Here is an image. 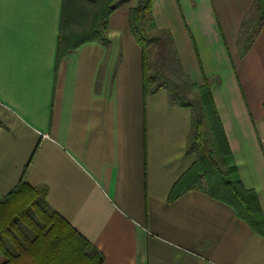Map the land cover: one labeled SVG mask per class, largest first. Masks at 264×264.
Masks as SVG:
<instances>
[{
    "label": "crops",
    "instance_id": "0c3cea01",
    "mask_svg": "<svg viewBox=\"0 0 264 264\" xmlns=\"http://www.w3.org/2000/svg\"><path fill=\"white\" fill-rule=\"evenodd\" d=\"M254 0H152L146 32H170L182 71L210 91L236 178L264 217V26L240 55ZM62 0H0V193L22 180L102 255V264H264V235L198 190L169 193L195 163L191 111L143 96L128 6L108 44L56 58ZM29 238V237H28ZM14 254V243L7 247ZM7 257L0 253V264Z\"/></svg>",
    "mask_w": 264,
    "mask_h": 264
},
{
    "label": "trees",
    "instance_id": "16d2710c",
    "mask_svg": "<svg viewBox=\"0 0 264 264\" xmlns=\"http://www.w3.org/2000/svg\"><path fill=\"white\" fill-rule=\"evenodd\" d=\"M127 5L130 32L142 51L143 96L165 90L170 105L191 111L188 146L195 163L173 185L168 201L188 190H198L230 205L257 233L264 235V217L253 191L246 190L230 165V155L220 118L211 95V81L195 86L182 71L172 36L165 29L146 32L144 22L152 18V0H62L56 58L87 42L108 44L105 36L110 14ZM264 26V0H254L241 22L237 39L240 55L250 48ZM43 186L23 180L0 201V253L4 264H102L103 255L59 214L49 210ZM36 214L37 221L30 216ZM34 232L28 238L20 227ZM4 238L14 243L12 254Z\"/></svg>",
    "mask_w": 264,
    "mask_h": 264
},
{
    "label": "rangeland",
    "instance_id": "374dc122",
    "mask_svg": "<svg viewBox=\"0 0 264 264\" xmlns=\"http://www.w3.org/2000/svg\"><path fill=\"white\" fill-rule=\"evenodd\" d=\"M29 213H30V216L33 217V219H34L35 221H37L39 224H42V223L38 220L36 214L34 213V211H33L32 209H29ZM20 227H21V229L23 230V232L26 234V236H28L29 238H33V236H34V232H33V230H32L31 228H29L27 225L22 224V223H20ZM4 242H5V246H6V247L10 246V243H11V242H10L8 239L4 238ZM14 253H15V249H14ZM13 264H14V263H13Z\"/></svg>",
    "mask_w": 264,
    "mask_h": 264
},
{
    "label": "built area",
    "instance_id": "2783aa9c",
    "mask_svg": "<svg viewBox=\"0 0 264 264\" xmlns=\"http://www.w3.org/2000/svg\"><path fill=\"white\" fill-rule=\"evenodd\" d=\"M4 195L0 193V201L3 199Z\"/></svg>",
    "mask_w": 264,
    "mask_h": 264
}]
</instances>
